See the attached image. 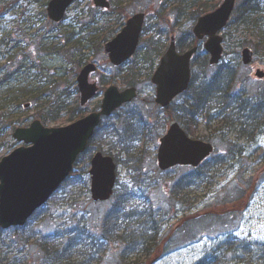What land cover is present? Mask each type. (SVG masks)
<instances>
[{
	"label": "rangeland",
	"instance_id": "rangeland-1",
	"mask_svg": "<svg viewBox=\"0 0 264 264\" xmlns=\"http://www.w3.org/2000/svg\"><path fill=\"white\" fill-rule=\"evenodd\" d=\"M110 1L123 8L121 15L124 16L149 8L153 3V0ZM222 1L219 0L220 3ZM243 1L237 0V6ZM44 2L48 0H0V79L16 70L21 62L26 63L24 58L33 53L34 60L38 62L35 69H23L9 78L5 85H0V160L21 145L14 143L12 128L1 130V119L15 122L25 117L22 124L28 126L39 110L50 108L48 99H54L52 92L73 91L80 71L77 63L80 56L97 65L91 80L101 87L100 95L89 102L85 112L99 109L103 92L110 85L115 84L121 89L127 86L123 84L124 69L113 66L104 47L101 48L105 45L103 39L110 36L102 29L109 25L115 29L116 14L98 12L93 0H78L65 20L52 27L43 16L46 11ZM176 5L174 0L162 5L161 11L167 18L163 24L168 31V43L174 33L180 50L184 51L189 42L180 44L181 37L184 33H192L195 22L177 16ZM236 16L234 14L231 23ZM155 18L148 19L149 24L154 23ZM30 19L33 23L31 29L28 28ZM260 29L264 33V25ZM223 34L229 42L224 44L225 57L219 69L224 65L234 67L235 80L229 91L232 90L231 96L239 97V100L230 98L219 108L216 107L220 104L216 106L215 103L209 118L201 115L195 122L193 136L215 145L216 150L210 158L198 168L159 169V139L167 131L172 118L156 108L152 75L144 76L137 85L140 94L135 104L121 109L103 125L91 150L81 157L82 161L79 160L76 168L79 172L88 171L89 156L97 148L111 153L118 162L114 198L97 205L93 203L91 193L86 189L87 176L84 173L76 188L69 189L67 193L61 190L22 231L15 233L0 228V264H120L121 246L92 243L99 233L96 226L101 224V219L115 200L127 201L131 209L137 211L136 214L154 212L159 220L156 231H151V235L159 234L157 251L153 255L129 253V264L264 263L261 259L264 256V116L251 109L256 102L264 101V79L256 77L258 68L264 70V51L261 49V54H256L250 65H244L242 49L249 46L255 51L256 44L262 43L260 33L250 27L243 31L228 27ZM41 36L48 43L47 52L39 49ZM78 41L82 42L83 50L76 54ZM60 45L68 49V53L63 48L61 50ZM57 46L58 52L55 51ZM27 63L30 64L29 61ZM215 68L217 70L218 67ZM54 83L58 89L51 91ZM23 92H35L39 99L18 102L17 98ZM77 98L78 95L72 92L71 106ZM26 103H31V107L26 108ZM135 110H142L147 115L146 119L152 126L151 135L129 138L124 132L120 136L112 132L120 130L126 119H137L127 114ZM69 123V115L64 112L48 126L59 127ZM175 185L179 187L177 195L174 193ZM66 231L72 235L63 240L67 242L68 238H77L80 244L75 245L71 252L67 251L64 260L57 261L52 256L44 260L42 244L47 236L62 235ZM77 233L85 234L76 237ZM91 234L95 236L90 237Z\"/></svg>",
	"mask_w": 264,
	"mask_h": 264
},
{
	"label": "water",
	"instance_id": "water-1",
	"mask_svg": "<svg viewBox=\"0 0 264 264\" xmlns=\"http://www.w3.org/2000/svg\"><path fill=\"white\" fill-rule=\"evenodd\" d=\"M76 0H51L48 4L49 18L61 22L68 8ZM157 9L162 0H154ZM97 7L110 8L108 0H94ZM236 0H225L214 12L202 16L194 28L199 39L208 37L205 49L211 55V64L220 63L223 57V37L220 32L228 24L235 9ZM145 22V14L138 13L128 19L123 30L111 41L105 50L110 61L121 65L137 51ZM198 48L180 54L175 38L161 59L152 81L157 86L156 102L167 107L190 85L191 61ZM244 64H250L254 52L245 48L242 52ZM96 70L91 63L78 76L82 94L81 102L86 104L98 92L96 83H90V75ZM257 76L264 77L258 70ZM137 96L136 88L120 91L111 86L105 92L101 111L62 127H46L35 120L29 127L17 128L13 137L26 145L14 150L0 161V227L9 229L24 226L34 213L45 205L58 191L74 169L78 156L88 146L103 116H110L124 103ZM211 142L190 137L177 121H172L168 132L161 138L158 152L159 166L167 170L176 165L199 166L214 152ZM91 192L94 201H107L113 193L117 180V165L113 157L97 152L91 161ZM248 264H253L251 261Z\"/></svg>",
	"mask_w": 264,
	"mask_h": 264
},
{
	"label": "trees",
	"instance_id": "trees-1",
	"mask_svg": "<svg viewBox=\"0 0 264 264\" xmlns=\"http://www.w3.org/2000/svg\"><path fill=\"white\" fill-rule=\"evenodd\" d=\"M168 1L171 0H167V2ZM174 1H176L177 4L174 7L176 10V15L180 16V18H185L190 21H194L200 15L214 10L219 4L218 0ZM43 4L44 6H46L47 2H44ZM170 4H172V2ZM263 5L264 0L243 1V3L236 9L237 16L235 21L229 24V28L232 27V29L235 31H243L247 27L255 28V30L257 29V31L260 33V42L262 43L256 44V54H261V49H263L264 51V33L260 29L261 26L264 25ZM122 9L123 8H121L120 5L113 7L110 11H102L97 9L98 12L101 13L116 14L115 24L117 25L116 27H113L115 29L113 30L110 25L105 26V29H102V31L106 30L103 32L110 33V36L105 37V39H103V42H106L109 39L113 38L115 33L123 27L124 21L127 16L121 15V13L123 12ZM43 16L48 25L52 27H57L58 25H60L50 21L45 11ZM153 16L156 17L155 22L151 24H149V22H146L142 36V39H144L143 44H141V47L139 48L135 58L128 63V68L125 71V76L123 79V83L125 85L136 86L144 76H150L156 66V62L165 52V49L167 47L166 41L168 37V31L163 23L167 18L164 17V14L161 10L156 11L155 13H150L149 18H152ZM29 22L31 24L28 23V28L31 29L33 28L32 20L30 19ZM40 31L41 29H39V32ZM226 41L229 42L227 38ZM182 42H184V44L189 42L187 44L188 47L196 44V40L191 31L189 33L183 34L180 44H182ZM46 44L48 43L43 39V36H41L39 41V49L41 52H47V50H49V48L46 47ZM81 47L82 42L78 41L75 45L76 54L80 50H83ZM102 47L103 46H101V48ZM62 48L65 49L64 46H61V50ZM65 50L64 51L68 53V49ZM55 51H59V46L55 48ZM34 55L35 53H33L32 56L25 57L23 61H26V63L21 62L16 70L0 79V85H5L7 82H9V78H12L16 73L21 72L23 69H26L28 71H30V69H35L38 66V62L34 60ZM73 55L75 56V54ZM27 61H29L30 64H28ZM86 62L87 61L83 60V56H80L77 61L79 65L78 68H81L82 65ZM38 69L40 70V68ZM193 69V80L189 90L181 97H179L176 101H174L170 107H168L167 109H161L163 112L170 114V117L172 119L179 120L191 135H193L194 132L192 128L195 127V122L200 118L201 115L209 118V114L213 111L215 103L216 106L220 104L218 107H216L219 108L222 104L225 105L227 99H230L232 97V90L229 91V89L231 87V84H233L235 80V78L233 79L234 67L224 65L221 67V69H219L218 67L216 70L214 66L210 65L208 56L206 54L199 53L194 58ZM212 69H215V71H212ZM220 85L222 86L220 87ZM57 89L58 85L54 83L53 89L50 90L55 91ZM71 93L72 92H66L65 90H62V93L59 94L52 92V94H54V99L52 101L48 99L50 101V108L39 110L37 113V117L40 118L45 124L51 121H57L64 112H67L69 114L70 121H75L76 119L81 117L85 112V109L79 105L78 100L75 101V104L73 106L70 105L69 101ZM30 99L34 100L35 102L37 101V99H39V97H36L35 92L31 94H25L23 92L17 98V101L20 102L21 100L23 102ZM249 107L250 106L248 105V108ZM134 108L136 109V106H134ZM251 109L255 113H258L260 116H264V101L261 100L260 102H256ZM133 113L138 118L137 122L134 120H126L127 122H123V126L120 129L121 132L124 130L126 135L133 137L140 135L143 136L145 132L148 136L151 135L152 126L146 119L147 115L145 114V112L139 110L134 111L130 114ZM185 118L187 119V121ZM24 120L25 117L18 118L15 122H12V119L2 118L1 122H3V124H1V130L5 128L6 130L15 128L17 127V125L22 126L24 125L22 124ZM79 160L82 161L81 158ZM80 161H77L76 166L79 165ZM84 173L87 176V178L85 177V183L86 189L88 191V171L83 170L82 172L74 171L67 179V181L63 184L61 188L64 189L65 193L69 192V189L76 188L78 186L79 182L84 177ZM178 188V185H175L174 193L176 195L179 193ZM136 212H134L133 208L131 209L127 201L115 200L112 206L104 214V217L101 219V224H99V226H96L97 232L99 233H96V236L98 237L92 243H101L99 246H105L109 244H118L119 246H121L123 251L120 264H129V253H139L143 255L146 252L153 255L157 251L155 250L156 245L158 246V244L160 243L158 233L151 235V231L155 232L159 223V220L155 218V213L144 211V213L136 214ZM23 229L24 228H14L13 231L17 233L19 231H22ZM78 234L79 233H77L76 237L83 236L85 233H80V235ZM70 235L72 234L66 231L62 235L61 233H56L54 235L47 236L48 238H46L44 243L42 244V250L44 251V260H47V258H51V256L57 261L64 260L67 251L71 252L72 248L75 247V245L80 244L76 237V239L68 238L67 242L63 240L64 237H69ZM89 236L94 237L95 235L93 236L91 234ZM53 240L55 241L51 242ZM61 256H63L64 258L62 257L61 259H59ZM261 259H264V256L261 257Z\"/></svg>",
	"mask_w": 264,
	"mask_h": 264
},
{
	"label": "flooded vegetation",
	"instance_id": "flooded-vegetation-1",
	"mask_svg": "<svg viewBox=\"0 0 264 264\" xmlns=\"http://www.w3.org/2000/svg\"><path fill=\"white\" fill-rule=\"evenodd\" d=\"M174 34V33H173ZM172 41V37H171V39H170V42Z\"/></svg>",
	"mask_w": 264,
	"mask_h": 264
}]
</instances>
